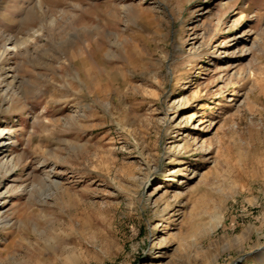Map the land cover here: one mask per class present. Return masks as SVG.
Here are the masks:
<instances>
[{"label":"rangeland","instance_id":"374dc122","mask_svg":"<svg viewBox=\"0 0 264 264\" xmlns=\"http://www.w3.org/2000/svg\"><path fill=\"white\" fill-rule=\"evenodd\" d=\"M0 130V264H264V0H0Z\"/></svg>","mask_w":264,"mask_h":264},{"label":"bare ground","instance_id":"6f19581e","mask_svg":"<svg viewBox=\"0 0 264 264\" xmlns=\"http://www.w3.org/2000/svg\"><path fill=\"white\" fill-rule=\"evenodd\" d=\"M37 36L39 37V31H36L35 33H33V35H30L27 39H25L23 42H21L20 44H11L10 45V50H17L20 51L21 49H26L28 44L30 45L31 43H33L35 41V39L37 38ZM7 50L4 55L10 51ZM3 55V54H2ZM7 135L8 133L4 130H0V152L3 151L4 149H6L8 147L9 144H7L6 142L8 141L7 139ZM14 160H8V157L1 163V166L6 168L8 173L7 174H11V172H13L14 170Z\"/></svg>","mask_w":264,"mask_h":264}]
</instances>
